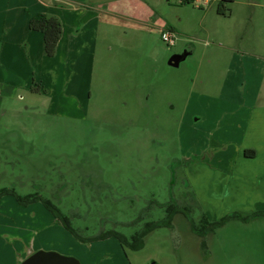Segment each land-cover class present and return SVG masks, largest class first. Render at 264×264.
I'll return each instance as SVG.
<instances>
[{
	"label": "rangeland",
	"instance_id": "1",
	"mask_svg": "<svg viewBox=\"0 0 264 264\" xmlns=\"http://www.w3.org/2000/svg\"><path fill=\"white\" fill-rule=\"evenodd\" d=\"M41 1L66 21L53 57L29 28L33 0H0V191L51 199L87 238L116 230L130 240L164 220L172 201L200 227L206 210L211 221L238 211L225 201L228 176L215 190L203 180L201 200L188 169L212 153L230 167L236 154L232 106H250L249 88L244 80L230 88L228 79L216 93L228 53L216 44L264 46V0L226 2L227 18L218 14L221 0H85L76 12ZM107 4L139 15H110ZM166 25L175 28V45L162 37ZM191 49L179 66L169 63ZM210 194L226 203L205 206ZM40 250L82 264H264V216L232 218L201 236L178 212L135 250L117 236L82 241L43 201L3 195L0 264H22Z\"/></svg>",
	"mask_w": 264,
	"mask_h": 264
},
{
	"label": "crops",
	"instance_id": "2",
	"mask_svg": "<svg viewBox=\"0 0 264 264\" xmlns=\"http://www.w3.org/2000/svg\"><path fill=\"white\" fill-rule=\"evenodd\" d=\"M44 2L46 5L55 9L66 10L70 8L73 10V12H76L79 10L77 5H83L85 0H45ZM104 2L105 0H91L90 4L92 3V5H97L96 3L101 4ZM32 3L34 10H29V19L40 12H47L51 14L54 13L44 10L42 8L41 0H33ZM26 9H28V6H26ZM105 11L106 13H109L110 15L112 14L113 16L117 15L118 17L123 18L128 17L130 20H135L139 15L136 8H132L130 11H128L129 13H126L121 9V7L117 5L112 6L111 4H107V9ZM232 13L233 12L231 11V13L227 16L221 15L219 13L218 14L219 16L227 18L232 16ZM147 15H149V12H147ZM152 15L153 13L151 12V18ZM140 18L141 23H146V20H148L147 17H144L143 15H141ZM64 23H66V21L62 20L63 33L58 45L61 41H63L65 36ZM165 27L173 28L171 25H166ZM241 34L242 32L239 33L240 38ZM216 46L220 50H228L222 68L218 72L220 73L219 79L223 84L216 93L218 95L223 93L228 79L231 81L230 88L235 89L236 82L239 83L240 81L244 80V82H246L245 86L247 89L249 88L247 93L245 92V94H247V98L245 99L247 103L250 104V106L244 105L245 103L241 105L243 106L241 108L237 107L236 105L232 106L233 113H235V115L232 116L234 120L233 122L238 124V126H236V124L234 125V135H236L238 140L237 144L239 146H237L236 154L230 162V167H228V164H225V161H227L224 160L225 158H220L219 154L217 155L212 153L210 158L207 159L205 156L204 160L196 161V163L201 165L198 168L195 164L198 169L193 165L192 168L194 169H191L189 166L190 168H188L190 170L188 169V171L190 177L193 178L195 183L194 187H198L197 190L199 192V197L201 195V200H204L202 193L200 192L202 190L204 191L201 185V182H204L203 180H208L209 182L210 180H213L214 183H212V186L215 190V188L220 189L219 180L224 176H228L229 179L226 181L227 186H225L227 187L226 190H230V193L232 194L225 201L234 203V208L239 209L238 211L242 212L243 209L252 208L253 210L260 205H263V208L257 210H264V46L259 47L258 51H256L257 47L255 45L249 48L248 46L243 45L237 46L236 42L218 43ZM192 53H194V49H191L190 54ZM234 60H237V63L234 69H232V63ZM209 62L211 63L212 60L209 59ZM235 96L236 94L234 93L230 97L233 99ZM247 149L254 150L255 156H246L245 151ZM212 161L215 163L212 164ZM231 167L233 168L232 172L229 170ZM197 174H201V177H198ZM206 200H208V202L207 204L205 203V206L208 205L214 207L218 202L219 205L221 202L222 204L226 203L223 199L221 200L216 196H211V194L208 198H206ZM206 213L208 214V210H206Z\"/></svg>",
	"mask_w": 264,
	"mask_h": 264
},
{
	"label": "trees",
	"instance_id": "3",
	"mask_svg": "<svg viewBox=\"0 0 264 264\" xmlns=\"http://www.w3.org/2000/svg\"><path fill=\"white\" fill-rule=\"evenodd\" d=\"M196 0H181L183 4H189L194 3ZM233 0H221L218 4V13L221 15H229V9L226 7V2H232ZM231 13V11H230ZM29 28L31 30L40 31L43 33V40H44V52L47 56H53L56 54L58 42L62 36L63 33V26L62 22L59 18L50 15L45 12H40L30 18L29 21ZM171 31L175 32V28H170ZM246 156L253 157L255 156V151L252 149H247L245 151ZM5 194H14L18 198V200L22 204H29L36 201H43L44 204L52 210L66 225L67 228H69L73 234H75L76 237H78L80 240L85 242H90L93 239H104L109 236H117L123 247L125 246H131L133 249L138 250L141 249L145 244V237L148 233L153 231L155 228L159 226H172L173 223V217L178 212L185 213L190 219L191 224L193 227V230L198 233L201 236L207 235L209 232L213 231L216 227L225 224L228 220L232 218H238L242 219L244 221H249L251 218L257 217V216H264V210H256L252 213H243L241 211H233L217 221H211L207 215V213L203 212L202 216V222L203 226H198L197 223L189 216V214L181 208L179 205H176L174 201L168 203L166 205L167 207V217L159 222H151L146 225V227L137 232L135 235L132 236V238L129 240L128 237L116 230H110V231H104L97 236L93 238H87L83 237L79 234V232L72 226V223L70 221V218L62 213V211L52 202L49 198H44L43 196L34 193V194H27V195H20L17 194V192L14 189H8L4 188L0 191V199Z\"/></svg>",
	"mask_w": 264,
	"mask_h": 264
},
{
	"label": "water",
	"instance_id": "4",
	"mask_svg": "<svg viewBox=\"0 0 264 264\" xmlns=\"http://www.w3.org/2000/svg\"><path fill=\"white\" fill-rule=\"evenodd\" d=\"M189 51L175 53L169 60L173 66H179L186 59ZM22 264H82L81 261L74 257L61 254L56 251H37L26 258Z\"/></svg>",
	"mask_w": 264,
	"mask_h": 264
},
{
	"label": "built area",
	"instance_id": "5",
	"mask_svg": "<svg viewBox=\"0 0 264 264\" xmlns=\"http://www.w3.org/2000/svg\"><path fill=\"white\" fill-rule=\"evenodd\" d=\"M162 37L164 38L165 41L168 42L169 45H175L176 36H175L174 31H171V30L164 31L162 34Z\"/></svg>",
	"mask_w": 264,
	"mask_h": 264
}]
</instances>
